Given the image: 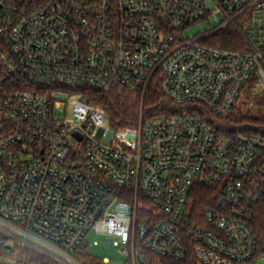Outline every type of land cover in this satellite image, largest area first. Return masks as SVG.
Returning a JSON list of instances; mask_svg holds the SVG:
<instances>
[{
    "label": "built area",
    "instance_id": "obj_1",
    "mask_svg": "<svg viewBox=\"0 0 264 264\" xmlns=\"http://www.w3.org/2000/svg\"><path fill=\"white\" fill-rule=\"evenodd\" d=\"M205 20L215 27L185 34ZM230 25L264 36V0H0V221L22 246L79 264L94 230L124 264L264 262V137L215 124L264 86V40L206 44ZM155 80L175 110L134 129L87 94ZM195 186L212 191L201 211Z\"/></svg>",
    "mask_w": 264,
    "mask_h": 264
},
{
    "label": "trees",
    "instance_id": "obj_2",
    "mask_svg": "<svg viewBox=\"0 0 264 264\" xmlns=\"http://www.w3.org/2000/svg\"><path fill=\"white\" fill-rule=\"evenodd\" d=\"M206 40V44L222 49L240 51L247 49V45H245L241 36L235 30L229 28L217 32ZM87 94L96 105L105 110L112 126L117 129H134L138 126L141 115L147 118L165 113L167 112L165 108L167 109L172 104L164 94L159 80L152 81L144 93L115 86L107 93L90 91ZM215 124L222 134L247 132L264 137V119L257 116L242 115L239 117L232 114L226 119L215 121ZM193 191L195 192L192 196L193 210L201 211L205 206L213 204V199L211 200L210 198L212 194L211 190L195 186ZM254 227L261 245L264 246V203L260 205L256 212ZM2 251L3 254H9L11 260H16V264L57 263L54 258L31 247L21 248L17 255L11 257V248H7L5 244L0 242V256L3 255ZM71 255L79 264H104L102 260L93 256L88 247L84 245ZM152 262L153 264H200L192 254L183 261L154 257Z\"/></svg>",
    "mask_w": 264,
    "mask_h": 264
},
{
    "label": "rangeland",
    "instance_id": "obj_3",
    "mask_svg": "<svg viewBox=\"0 0 264 264\" xmlns=\"http://www.w3.org/2000/svg\"><path fill=\"white\" fill-rule=\"evenodd\" d=\"M213 27H215V23L213 21L205 20V21H201L200 23L196 24L192 28H189L185 32V34L187 36H193V35H197L203 32L204 30H207V29L209 30L210 28H213ZM227 28L235 30L241 36L245 45H248L247 43V40H248L252 45L258 47V43L264 40L263 34L261 36L259 33H257L258 35H253L251 33V35L249 34L248 36H246V35H243V33H240V31L233 25H230ZM58 99L64 100L65 98L61 96V97H58ZM64 108L65 106H62V109L57 111V114L59 116H63ZM165 110L173 111L175 110V108L171 104L167 109L165 108ZM67 112H68V115H70V108L67 109ZM242 115H253V116H257L259 118L264 119V86H256L255 83H251L246 87L238 103L236 111L234 112V116L240 117ZM141 118H143L142 115L140 119ZM11 233L14 235H17L20 238H23V239L25 238L23 234L14 231L7 224L0 221V242L5 244L7 248H11V251H10V254H12L11 257L13 255H17L21 248L31 247V246H22L23 241L21 239L15 238L14 236L11 235ZM27 240L51 252V249H48L47 246L41 245L39 243H35V241H32L30 238H27ZM84 246H87L90 253L102 261L105 259H109L111 262H113V264H124V262L127 260V255L124 252L120 251V249L114 248L111 240L107 239L104 235L95 232L94 230L88 234L85 240ZM31 248H34V247H31ZM34 249L38 250L37 248H34ZM40 252L47 254L43 251H40ZM1 253L3 254V251ZM47 255L54 258L57 261L56 264H66L60 259L52 256L51 254H47ZM11 262L12 260L10 259L9 254L4 253L2 256H0V264H12ZM68 262L69 264H75L72 261H68ZM257 264H264V262H259Z\"/></svg>",
    "mask_w": 264,
    "mask_h": 264
},
{
    "label": "water",
    "instance_id": "obj_4",
    "mask_svg": "<svg viewBox=\"0 0 264 264\" xmlns=\"http://www.w3.org/2000/svg\"><path fill=\"white\" fill-rule=\"evenodd\" d=\"M54 256H55L56 258L60 259L61 261H63L64 263L69 264L67 261L63 260V259L60 258L59 256H56V255H54Z\"/></svg>",
    "mask_w": 264,
    "mask_h": 264
}]
</instances>
